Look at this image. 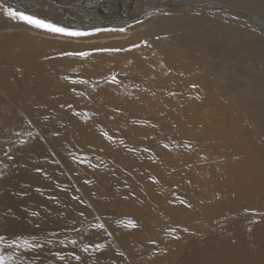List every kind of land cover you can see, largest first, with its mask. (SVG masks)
I'll use <instances>...</instances> for the list:
<instances>
[{
	"label": "rangeland",
	"instance_id": "374dc122",
	"mask_svg": "<svg viewBox=\"0 0 264 264\" xmlns=\"http://www.w3.org/2000/svg\"><path fill=\"white\" fill-rule=\"evenodd\" d=\"M141 1L149 4L141 5ZM39 2L40 6L23 8L0 0V16H8L0 21V43L14 52L36 42L44 47L40 53L45 54L46 62L67 56L77 64L92 61L98 50L121 48V39L135 40L137 26L148 19L195 13L200 10L194 7L195 2L218 11V22L246 25L244 20L235 22L221 12L220 6L232 7L230 0H73L68 5L58 0ZM8 9L84 35L35 28L10 17ZM256 17L263 25L254 28L264 37V15ZM136 40L139 46L149 45L147 38ZM148 47L155 49L153 44ZM19 58L13 56L12 67ZM96 64L100 65L98 60ZM15 73L2 75L0 81V264H184L186 256L175 251L177 244L186 237L198 242L206 234L196 223L172 219V201L174 207L182 208L188 200L179 184L181 178L176 176L173 183H168L177 168L166 156L173 153L179 159H203L202 153L193 152L197 143L191 147L192 143L180 136L182 131L201 129L192 111L182 112L178 122L173 118L174 111L163 104L120 122L114 116H124L126 109L95 107V100L87 99L80 87L82 82L101 83V78L89 80L84 73L72 71L65 78L69 83L71 80L68 92L58 94L52 87L30 98L24 95ZM111 77L118 79L116 74ZM153 93L160 97L158 92ZM219 93V87L213 84L212 94ZM74 98L86 103L76 105L72 103ZM237 113L247 121L245 112ZM85 127L94 131L86 136ZM248 127L250 131L257 129L250 123ZM258 137L264 141L263 136ZM153 214L157 215L155 221ZM214 225L210 222L207 228L211 230Z\"/></svg>",
	"mask_w": 264,
	"mask_h": 264
},
{
	"label": "bare ground",
	"instance_id": "6f19581e",
	"mask_svg": "<svg viewBox=\"0 0 264 264\" xmlns=\"http://www.w3.org/2000/svg\"><path fill=\"white\" fill-rule=\"evenodd\" d=\"M8 1L23 8L42 4L39 0ZM58 1L68 5L73 0ZM228 4L232 7L220 6L221 12L228 13L235 22L244 20L246 25L218 22V11H209V7L195 2L194 7L200 9L192 10L195 13L156 17L137 26L136 39L147 38L155 49L139 46L136 39H121V48L98 50L94 60L79 65L69 56L46 62L45 54L40 53L44 47L36 42L14 52L5 50L0 43V81L2 75L15 71L24 95L30 98L52 87L58 94L68 92L71 80L68 79L69 83L65 78L74 71L84 73L89 80L102 79L94 87L93 82H82L80 87L87 99L95 100V107L126 109L124 116H114L120 122L163 104L174 111L173 118L178 122L182 112L192 111L201 129L182 131L180 136L191 142V147L197 143L193 152L202 153L203 159H179L173 153L166 156L168 163L177 168L167 181L173 183L176 176L181 178L179 184L188 200L182 208L174 207L172 201V219L196 223L206 234L198 242L186 237L177 244L175 251L186 256L184 264H264V141L258 137H264V37L255 29L263 25L256 16L263 17L264 1L230 0ZM5 17L0 16V21ZM53 51L55 55L56 50ZM110 52L116 55L111 56ZM16 55L20 62L14 68L12 60ZM112 74L118 79L114 80ZM213 84L220 89L218 96L212 94ZM72 103L86 102L74 98ZM237 111L246 113L247 121ZM249 123L257 129L250 131ZM83 129L86 136L94 131L89 127ZM155 214L153 221L157 220ZM210 222L215 224L211 230L207 228ZM170 251L175 253L174 249Z\"/></svg>",
	"mask_w": 264,
	"mask_h": 264
},
{
	"label": "snow or ice",
	"instance_id": "6c2138e0",
	"mask_svg": "<svg viewBox=\"0 0 264 264\" xmlns=\"http://www.w3.org/2000/svg\"><path fill=\"white\" fill-rule=\"evenodd\" d=\"M7 14L14 18V19H19L35 28L38 29H45L47 31L50 32H54V33H61L64 35H68V36H80V35H84V33H80V32H69L66 29L62 28V27H57L54 24L48 23L45 20L36 18L34 16L31 15H26L22 12H17V11H13L11 9L7 10ZM69 55H71V53H69ZM79 55H86L85 53H79ZM2 257H0V261H2Z\"/></svg>",
	"mask_w": 264,
	"mask_h": 264
}]
</instances>
